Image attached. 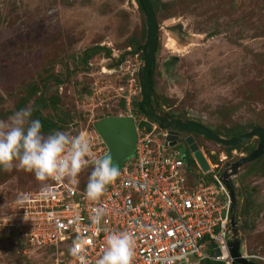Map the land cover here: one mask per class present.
Returning <instances> with one entry per match:
<instances>
[{"label": "rangeland", "instance_id": "rangeland-1", "mask_svg": "<svg viewBox=\"0 0 264 264\" xmlns=\"http://www.w3.org/2000/svg\"><path fill=\"white\" fill-rule=\"evenodd\" d=\"M151 1L158 27L151 100L159 113L192 119L224 139H231L227 132L264 130V0ZM147 40L135 0H0V121L30 109L45 136L73 125L75 133L95 136L98 121L124 114L119 87L127 80L137 90L131 108L142 101ZM45 121L56 126L46 132ZM187 135L179 131L169 151L187 153L191 172L199 173ZM195 142L207 159L226 153L233 164L259 144L251 138L231 155L201 136ZM18 164L0 168V264H52V256L19 245L5 230L3 220L44 182ZM92 171L84 169L78 181L88 183ZM232 176L242 250L247 261L264 263V154Z\"/></svg>", "mask_w": 264, "mask_h": 264}, {"label": "built area", "instance_id": "built-area-1", "mask_svg": "<svg viewBox=\"0 0 264 264\" xmlns=\"http://www.w3.org/2000/svg\"><path fill=\"white\" fill-rule=\"evenodd\" d=\"M119 91L124 94L126 107L120 117L134 121L136 143L118 177L105 186L96 201L87 198L86 187H80L77 176L59 181L48 178L3 220L4 227L26 239L30 247L50 250L52 264H80L69 251L78 241L83 242L81 254L86 264H96L107 237L121 232H127L134 241L131 264H234L229 242L235 211L226 186L233 181L229 155L221 153L217 160L207 159L196 142L187 138L188 147L200 153L206 167L199 173L191 172L181 150L169 151L179 142V132L142 113H132L135 80L129 79ZM156 114L172 121L168 114ZM73 126L67 133L74 135L77 126ZM76 134H83L91 146L81 173L93 169V161L107 156L108 148L95 130L93 137H88L86 130ZM97 210L102 213L98 224L93 223ZM236 225L239 227L238 218ZM240 253L249 259L242 246Z\"/></svg>", "mask_w": 264, "mask_h": 264}, {"label": "clouds", "instance_id": "clouds-1", "mask_svg": "<svg viewBox=\"0 0 264 264\" xmlns=\"http://www.w3.org/2000/svg\"><path fill=\"white\" fill-rule=\"evenodd\" d=\"M142 109L147 110L146 106ZM30 116V109H21L10 116L8 122L0 121V167L11 170L13 160L18 159V167L26 172H34L38 181L48 178L59 181L66 176L74 179L88 163L85 157L91 152L89 141L83 134L73 136L63 131L45 136L41 133V122L30 119ZM93 163L85 190L90 201L98 200L105 186L119 175V169L113 166L110 156L95 159ZM101 214L97 210L93 223H99ZM133 245L134 241L127 232L110 234L96 264H131ZM69 251L80 264H86L85 256L81 254L82 241L74 242Z\"/></svg>", "mask_w": 264, "mask_h": 264}, {"label": "water", "instance_id": "water-1", "mask_svg": "<svg viewBox=\"0 0 264 264\" xmlns=\"http://www.w3.org/2000/svg\"><path fill=\"white\" fill-rule=\"evenodd\" d=\"M143 5L145 12V19L148 29V40L145 45L141 48V51L148 47V52L144 54V65L141 72V94L142 101L139 102V107L141 108V113L145 116L151 118L152 120L158 122L160 126L168 127L177 131H186L197 136H201L206 140L215 143L220 147L233 148L236 147L251 138L257 137L259 144L257 148L252 151L249 155L238 160L232 167V173L235 174L238 168L246 163L253 162L264 154V130L261 128H254L250 132L244 133L237 137L231 139H224L214 134L210 130L206 129L204 126L195 122H183L180 120L167 121L160 116L156 115L152 109L151 105V93L152 88L149 79V73L152 68V64L155 57V52L157 49V33L158 27L155 19V15L152 9V5L149 0H140ZM143 106L147 107V110L142 109ZM94 130L98 136L104 141L108 148L107 156H110L113 161V165L120 169L123 162L129 159L133 155L134 145L136 143V128L134 121L129 117H107L98 121ZM170 140L172 139L169 138ZM189 143V140H187ZM194 154L201 167L206 169L205 164L200 156V153L193 149ZM228 187L233 207L237 205L238 197L240 193L235 191V188L231 181L226 183ZM235 210V209H234ZM236 215V214H235ZM232 217V224L235 226L232 230V237L229 242L230 255L234 260V264H254L241 257L240 247L241 238L236 225L237 216Z\"/></svg>", "mask_w": 264, "mask_h": 264}, {"label": "trees", "instance_id": "trees-1", "mask_svg": "<svg viewBox=\"0 0 264 264\" xmlns=\"http://www.w3.org/2000/svg\"><path fill=\"white\" fill-rule=\"evenodd\" d=\"M136 1V3L138 4V6H139V9H140V11L142 12V13H144L145 14V12H144V8H143V5H142V3L140 2V0H135ZM150 1V3H151V5H152V8H153V11H154V13H156V11H157V6L154 4V3H152V1L151 0H149ZM93 51V50H92ZM94 51L96 52V51H101V49H99V48H95L94 49ZM91 51H88V52H86V53H84V57H82V59H81V61L83 62V63H86L87 62V60H88V58H89V53H90ZM153 65L154 64H152V68H151V70H150V73H149V79H150V84H151V88H152V85H153ZM127 82H128V80H127ZM127 84V83H126ZM121 87V86H120ZM123 96H124V94L122 93L121 94V101L123 102V104H124V107H125V100H124V98H123ZM152 102H155L156 104H157V102L154 100V98H153V101ZM125 109H126V107H125ZM140 110H141V108L139 107V104H138V102L137 103H134V105H133V108H132V113L134 114V115H141V112H140ZM45 125V127H43L44 128V130H46V132H48L49 130H50V127H54V126H56V125H49V126H46V125H48L47 124V122L45 121V123H44ZM59 131H62V130H59ZM215 134H217L216 132H215ZM218 135V134H217ZM236 135H238V133H232V132H227V133H224V137L225 138H233V137H235ZM222 148H225V149H228V153H230L232 150H233V148H226V147H222ZM245 150H246V147H245ZM252 148L251 147H249V149H247L246 151L249 153V152H252ZM184 156H185V162H186V164H188V165H190V160H189V155H187V153H184ZM0 168H2V167H0ZM86 185H87V183H80V187L81 188H84V186L86 187ZM5 230H7L8 231V236H10V237H17L18 239H17V242H18V244L20 245H24V246H26V247H28L29 246V244H28V242L26 241V239H24V238H21V237H19V236H17L12 230H10L9 228L8 229H5ZM30 247V246H29ZM41 253H43L44 255H46V256H49L50 255V253H51V251L50 250H47L46 252H44V251H42L41 250ZM213 264H220V263H213ZM256 264H264V263H261V262H256Z\"/></svg>", "mask_w": 264, "mask_h": 264}, {"label": "flooded vegetation", "instance_id": "flooded-vegetation-1", "mask_svg": "<svg viewBox=\"0 0 264 264\" xmlns=\"http://www.w3.org/2000/svg\"><path fill=\"white\" fill-rule=\"evenodd\" d=\"M144 107V106H143ZM142 107V108H143ZM152 109L155 111V112H159V109H158V107H157V104H153L152 105ZM171 117H172V115H170ZM180 120V121H183V122H187V121H190V122H195L194 120H192V119H181V118H177V117H172V120ZM196 123V122H195ZM198 124H200V125H202L203 126V124H201V123H198ZM179 132V131H178ZM188 133V135H187V138L188 139H193L194 141H195V138H198V136L197 135H194V134H192V133H189V132H187ZM258 142H259V140H258Z\"/></svg>", "mask_w": 264, "mask_h": 264}]
</instances>
